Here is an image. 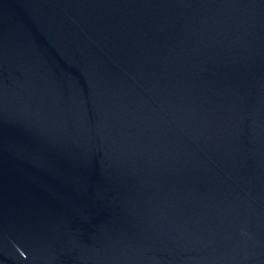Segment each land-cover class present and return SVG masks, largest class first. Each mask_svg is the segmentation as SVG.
Segmentation results:
<instances>
[{"label": "water", "instance_id": "water-1", "mask_svg": "<svg viewBox=\"0 0 264 264\" xmlns=\"http://www.w3.org/2000/svg\"><path fill=\"white\" fill-rule=\"evenodd\" d=\"M0 264H264V0H0Z\"/></svg>", "mask_w": 264, "mask_h": 264}]
</instances>
